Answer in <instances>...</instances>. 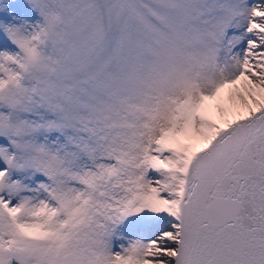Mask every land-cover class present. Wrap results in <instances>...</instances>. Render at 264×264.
<instances>
[{"label":"snow or ice","instance_id":"snow-or-ice-1","mask_svg":"<svg viewBox=\"0 0 264 264\" xmlns=\"http://www.w3.org/2000/svg\"><path fill=\"white\" fill-rule=\"evenodd\" d=\"M0 264H264V0H0Z\"/></svg>","mask_w":264,"mask_h":264}]
</instances>
